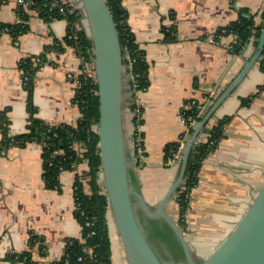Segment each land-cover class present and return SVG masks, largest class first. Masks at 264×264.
I'll return each instance as SVG.
<instances>
[{"label":"crops","instance_id":"crops-1","mask_svg":"<svg viewBox=\"0 0 264 264\" xmlns=\"http://www.w3.org/2000/svg\"><path fill=\"white\" fill-rule=\"evenodd\" d=\"M123 4L128 24L149 64V85L135 93L143 109L139 129L144 145L136 174L146 199L154 204L179 171V164L165 165L164 148L186 131L182 107L197 99L206 103V113L255 50L252 38L241 51H232L236 35L223 34L216 39L217 29L235 20L239 8L256 13L257 23L264 21V0H123ZM18 6L17 0L4 1L0 6V110H7L13 134L27 131L28 93L19 61L44 53L45 60L34 77L35 116L50 124L75 126L82 112L74 100L76 87L68 72L77 70L81 62L75 48L64 40L69 22L66 18L47 20L30 8L28 29L14 37L2 25L18 20ZM171 27L176 32L174 40L166 37ZM53 44L61 48H48ZM263 83L264 72L257 61L206 123L211 127L219 118L231 116L225 136L203 160L199 182L191 191L183 229L192 248L218 245L264 180V91L250 104H242V99ZM124 126L129 152L136 155L131 138L137 126L128 101ZM205 137L202 131L198 140ZM75 148L84 151L81 143ZM43 164L42 145L37 142L11 146L0 154V264H29L15 254L30 249L32 233L43 236L47 245L45 255L38 245L31 248L33 259L41 264L60 258L67 238L81 237L74 184L77 175L88 169L87 161L61 172L60 190L46 186ZM86 189H90L88 184ZM167 209L176 220V202ZM214 247L210 251L205 248L208 252L201 259Z\"/></svg>","mask_w":264,"mask_h":264},{"label":"trees","instance_id":"trees-1","mask_svg":"<svg viewBox=\"0 0 264 264\" xmlns=\"http://www.w3.org/2000/svg\"><path fill=\"white\" fill-rule=\"evenodd\" d=\"M7 0H0V6ZM31 6L45 19L66 18L69 22L68 32L64 38L65 42L73 46L78 55H84L88 59L93 54V42L85 29H82L77 37L70 36L74 29L75 21L80 17L77 11L68 13L66 16L61 13L58 7L52 5L53 0H33ZM114 16L124 53L129 54L132 64L131 80L132 94L138 90H144L149 85L148 61L145 52L136 42L134 33L128 24V12L123 4V0H106ZM234 1V0H232ZM17 15L20 21L3 24L2 26L13 35L18 37L28 29L29 13L22 6L17 7ZM264 20V11L261 13ZM264 30V21L257 23L256 13L248 8H239L238 17L221 26L216 31V39L223 34H235L236 42L232 45V51L239 52L254 38L257 45ZM174 27L166 32L167 39L176 38ZM59 47L53 44L48 48ZM36 58L40 61L36 62ZM45 60L44 53L39 55H27L20 59L19 68L22 71L23 86L28 93L29 123L27 131L13 134L10 129V118L6 109L0 110V154L11 146H25L30 142H37L42 145L43 178L49 188L61 189L60 175L64 170L76 169L82 161H87L88 169L78 174L75 181L74 196L76 201L75 215L82 226L81 237H69L65 241L64 252L60 258L53 260L50 264H114L112 246L111 224L109 222V200L105 191V186L100 181L101 153L99 146L98 131L94 126L98 125L100 117L99 95L97 81L91 77L83 79L81 87L76 89L75 102L79 105L82 116L77 124H50L35 116L36 107L33 103L34 77L37 70ZM126 64L128 59H125ZM259 67L264 72V50L258 59ZM264 91V83L258 90L242 99V104H250L252 100ZM187 101L182 107V111L187 117L201 120L205 113H199L198 104L189 105ZM136 102L133 101V109ZM188 106V107H187ZM135 125L143 123V118L133 115ZM231 119L230 115L219 118L217 123L211 127L205 124L203 132L206 137L197 140L191 150L183 184L178 188L174 198L178 204L177 223L183 228L186 225V212L190 206L191 191L199 182V171L203 160L214 151L225 136V126ZM195 128L189 127L192 134ZM136 130V128H135ZM142 134V133H141ZM186 132H183L180 139L168 142L164 148V163L169 165V161L174 157L183 141L186 139ZM63 140V145L60 140ZM81 143L84 151L75 148ZM142 146L143 142H142ZM87 178V180L85 179ZM89 185V191L86 189ZM87 222L89 224L87 225ZM44 237L32 233L29 239L30 249L22 253L15 254L17 259L25 260L29 264H41L33 259L32 249L38 245L42 254H46L47 245L44 244Z\"/></svg>","mask_w":264,"mask_h":264},{"label":"water","instance_id":"water-1","mask_svg":"<svg viewBox=\"0 0 264 264\" xmlns=\"http://www.w3.org/2000/svg\"><path fill=\"white\" fill-rule=\"evenodd\" d=\"M81 2L86 30L93 42L100 109L101 174L109 200L108 217L111 213L128 264H264V180L232 230L202 259L197 257L184 229L167 209L169 200L184 182L191 150L203 127L260 58L264 50V30L251 57L185 143L173 183L158 203L152 204L146 199L136 174L138 157L131 155L128 149L124 105L125 97H131L132 86L114 16L106 0ZM63 142L61 139L60 144Z\"/></svg>","mask_w":264,"mask_h":264},{"label":"built area","instance_id":"built-area-1","mask_svg":"<svg viewBox=\"0 0 264 264\" xmlns=\"http://www.w3.org/2000/svg\"><path fill=\"white\" fill-rule=\"evenodd\" d=\"M17 3L19 6H22L25 11H28L31 6L34 4L33 0H17ZM52 5L58 7L59 11L63 13L65 16L68 13L77 11L79 14V18L75 21L74 23V29L72 31V34L70 36L77 37L79 32L82 29L86 30V18H85V11L82 6L81 0H53ZM18 21L20 19L18 18ZM87 31V30H86ZM215 38V37H214ZM125 59H128V63L126 64L128 74L131 77V80H133L134 75L132 73V64L133 60L130 59L129 54L124 53ZM40 61V58H36V62ZM80 67L77 70H70L68 72L69 77L74 81L76 89L81 87L83 79H86L87 77L93 78V80H96V72H95V67H94V56L93 54L86 59L84 55H80ZM136 102V100H135ZM198 104L199 107V113H204L206 111V103H202V101L197 100V99H191L189 102V105L192 104ZM188 107V106H187ZM133 114L134 115H139L142 116V106L136 102L135 107L133 108ZM181 116L186 124V135L187 138L185 141L182 142L180 149L174 153V157L169 161V164H181L182 161V153H183V148L190 137V132H189V127L195 128L199 122V120H196L195 118L192 117H187L186 114L181 110ZM140 125H137L136 130L134 129L133 132V143L134 146L136 145V154L138 155L137 157L139 158L142 157L143 152H144V146H142L143 138L141 131L139 129ZM95 130L98 131V125L94 126ZM89 222H87V225Z\"/></svg>","mask_w":264,"mask_h":264},{"label":"rangeland","instance_id":"rangeland-1","mask_svg":"<svg viewBox=\"0 0 264 264\" xmlns=\"http://www.w3.org/2000/svg\"><path fill=\"white\" fill-rule=\"evenodd\" d=\"M79 57H80V55H79ZM128 78V77H127ZM127 99V100H126ZM135 100V98L133 99L132 97H128V95L125 97V101L127 102H129V105H130V108H131V105H132V102ZM126 102H125V105H126ZM131 110H133L132 108H131ZM132 113H133V111H132ZM134 115V114H133ZM134 132V131H133ZM135 151H136V145H135ZM137 155V154H136ZM138 156V155H137ZM139 158H140V156H139ZM86 180H87V178H85ZM100 181L102 182V184L104 185V183H103V177H102V174H100ZM176 202V200H175V198L174 197H172L170 200H169V202H168V205H167V207L171 210V207H172V205L174 204ZM157 203V201H155L154 202V204H156ZM176 205H178L177 204V202H176ZM177 219L178 218H176V221H177ZM109 222H110V224H111V230H110V232H112V239H113V242H112V246H113V248H114V253H113V263L114 264H128V260H127V256H126V252H125V249H124V246H123V243H122V241H121V239H120V236H119V233H118V231H117V228H116V226H115V224H114V221H113V217H112V215H111V213H109ZM158 240V239H157ZM158 242H160L159 240H158ZM165 245H166V243H165ZM206 245H193V249H194V252H195V254L197 255V257L198 258H201V256L202 255H205L206 254V252H208L207 250H211L212 249V246L214 247L215 245H211V247L210 246H208V248H206L205 247ZM160 248H163V245H161V247ZM205 248L207 249V250H205ZM164 250V249H163Z\"/></svg>","mask_w":264,"mask_h":264},{"label":"flooded vegetation","instance_id":"flooded-vegetation-1","mask_svg":"<svg viewBox=\"0 0 264 264\" xmlns=\"http://www.w3.org/2000/svg\"><path fill=\"white\" fill-rule=\"evenodd\" d=\"M148 224H149V225H151V221H149V222H148ZM152 225H153V224H152ZM152 227H153V228H154V230H155V225H154V226H152Z\"/></svg>","mask_w":264,"mask_h":264},{"label":"bare ground","instance_id":"bare-ground-1","mask_svg":"<svg viewBox=\"0 0 264 264\" xmlns=\"http://www.w3.org/2000/svg\"><path fill=\"white\" fill-rule=\"evenodd\" d=\"M114 221V220H113ZM114 224H115V222H114ZM116 226V225H115Z\"/></svg>","mask_w":264,"mask_h":264}]
</instances>
